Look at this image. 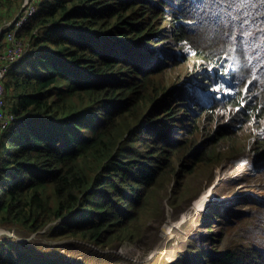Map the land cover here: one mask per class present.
<instances>
[{"label":"trees","instance_id":"trees-1","mask_svg":"<svg viewBox=\"0 0 264 264\" xmlns=\"http://www.w3.org/2000/svg\"><path fill=\"white\" fill-rule=\"evenodd\" d=\"M31 1L36 11L16 31L24 55L2 79L0 225L99 243L108 231L119 237L176 162L184 170L232 141L239 132L227 126L264 129V0ZM22 3L0 0V22ZM158 16L172 26L160 29ZM179 42L195 56L184 55L192 84L205 91L226 74L237 91L202 104L200 91H183L189 85L159 82L165 65L179 63ZM223 109L226 125H200ZM34 246L0 240V264H70L39 259ZM193 253L168 264H264V249L241 242Z\"/></svg>","mask_w":264,"mask_h":264},{"label":"rangeland","instance_id":"rangeland-1","mask_svg":"<svg viewBox=\"0 0 264 264\" xmlns=\"http://www.w3.org/2000/svg\"><path fill=\"white\" fill-rule=\"evenodd\" d=\"M157 18L161 20L160 29L167 30L173 24L169 19L162 22L160 16ZM9 22L10 19L0 22V32ZM5 38L4 49L9 44L6 35ZM175 44V51L182 57L178 64L165 65V71L160 73L158 80L179 90L191 81L192 75V66L185 61L184 55L190 54L187 55L189 59L195 56L181 42ZM19 47L23 51L19 54L16 51L14 59L18 58V61L25 52L22 44ZM12 63L15 62L8 65ZM1 65L8 66L5 60L0 62ZM202 69L197 68L199 71ZM238 69H246V65H239ZM221 81L224 84H219L217 89L226 87V94L237 91L236 81H230L226 74ZM189 90L191 93L198 91L197 87ZM189 90L183 91L190 96ZM215 97H220V93ZM202 104H206L204 99ZM2 112L4 116L3 105ZM224 114L225 110H220L216 119L204 116L199 123L202 127L211 125L213 128L226 125V120L220 124ZM190 119L197 121L199 118ZM190 119L179 124L180 132L184 122ZM232 126L227 128L239 134L232 135V141L227 139L214 146L213 154L184 170L180 161L176 162L171 179L165 178L155 185L144 203L145 208L136 219L124 224L119 237L108 231L99 243L72 235L50 236L45 228L29 232L15 225L3 224L0 225V240L23 241L28 245L34 243L37 258H59L70 264H168L179 260L182 254L187 259L193 252L197 253L196 257L212 255L233 242L264 249V156L256 152L257 147H264V129L254 122ZM217 157L219 161L215 162ZM179 169L183 174L178 176ZM254 190L261 191L263 195L254 194ZM197 199H204L205 205L188 216V208ZM44 247L54 249H42Z\"/></svg>","mask_w":264,"mask_h":264},{"label":"built area","instance_id":"built-area-1","mask_svg":"<svg viewBox=\"0 0 264 264\" xmlns=\"http://www.w3.org/2000/svg\"><path fill=\"white\" fill-rule=\"evenodd\" d=\"M35 11H36L35 6L31 0H24L20 10L12 19H10V22L6 26V28H8L9 26L13 25V29L8 30L6 32V37L7 40L9 41V44L5 48L3 54L1 55V58L5 59L7 62H14L18 60V58L14 59L16 56L15 55L16 51L18 54L19 51H23L21 47H19L21 45V42L18 38H16L15 32L27 21L29 16H31ZM4 74H5V66H0V121L2 122L0 127H3L6 123V118L3 116V112H2V105L4 99L3 98L4 89L2 95V88H3L2 79Z\"/></svg>","mask_w":264,"mask_h":264},{"label":"clouds","instance_id":"clouds-1","mask_svg":"<svg viewBox=\"0 0 264 264\" xmlns=\"http://www.w3.org/2000/svg\"><path fill=\"white\" fill-rule=\"evenodd\" d=\"M5 29V28H4ZM3 29V30H4ZM8 29L9 30H12L13 29V25H11V26H9L8 27ZM2 30V31H3ZM2 32H0V34H1ZM15 34H16V32H15ZM187 49H189L188 47H187ZM190 50V49H189ZM25 51V50H24ZM192 52V51H191ZM187 54V53H186ZM192 54V53H191ZM23 55H24V53L22 54V57H23ZM187 55H190V54H187ZM20 61V60H19ZM15 63L16 62H18V60H16V61H14ZM6 63H7V65H8V63H11V62H7L6 61ZM13 64V63H12ZM10 65V64H9ZM1 66H5V69H6V65H1ZM4 77V76H3ZM221 78H223V75L221 74ZM221 78H220V81H219V83H217L216 85H214L213 87H210V88H208V90H205V91H202L197 85H195V84H192L191 83V81L187 84V85H189L190 86V88H193V87H197V89H198V91H200L201 93H200V95L199 96H201L206 102H209V103H213L212 101L213 100H216V101H218L220 98H223V97H225V94L227 93L226 91H225V88L226 87H224L223 89H217V88H219V84H221L222 85V81H221ZM224 84V83H223ZM190 88H188V90L190 89ZM186 89V88H185ZM210 90H212V92L210 91ZM210 91V92H209ZM189 92H190V96L192 97L193 96V94L194 93H191V90H189ZM209 93H211V95H218V93H220V97H218V98H216L214 95V97L215 98H210V94ZM188 95V94H187ZM206 95V96H205ZM208 99H209V101H208ZM208 104V103H207ZM206 214V212L204 213V215Z\"/></svg>","mask_w":264,"mask_h":264},{"label":"bare ground","instance_id":"bare-ground-1","mask_svg":"<svg viewBox=\"0 0 264 264\" xmlns=\"http://www.w3.org/2000/svg\"><path fill=\"white\" fill-rule=\"evenodd\" d=\"M253 193L258 195V196H262L263 195V193L261 191H259V190H254ZM204 205H205L204 199H197L196 202L193 203V208L188 213V216L191 213H196L198 210H201Z\"/></svg>","mask_w":264,"mask_h":264},{"label":"water","instance_id":"water-1","mask_svg":"<svg viewBox=\"0 0 264 264\" xmlns=\"http://www.w3.org/2000/svg\"><path fill=\"white\" fill-rule=\"evenodd\" d=\"M192 207H193V205L191 204V205H190V207L188 208V210H191V209H192Z\"/></svg>","mask_w":264,"mask_h":264}]
</instances>
